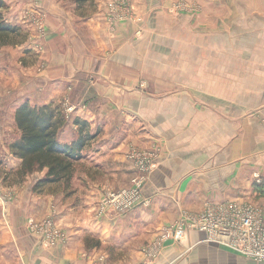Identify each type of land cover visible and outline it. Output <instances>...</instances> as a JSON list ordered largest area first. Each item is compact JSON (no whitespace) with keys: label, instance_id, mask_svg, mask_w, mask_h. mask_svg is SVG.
Masks as SVG:
<instances>
[{"label":"crops","instance_id":"0c3cea01","mask_svg":"<svg viewBox=\"0 0 264 264\" xmlns=\"http://www.w3.org/2000/svg\"><path fill=\"white\" fill-rule=\"evenodd\" d=\"M58 2L22 10L42 18L33 39L41 45L31 41L30 20L14 24L27 35L18 46L21 65L37 63L28 57L47 64L42 75L24 79L15 111L26 102L65 111L67 99L74 113L65 112L60 140L79 138L76 119L99 133L79 162L88 171L75 168L67 194L61 185L42 193L9 188L15 200H0V264H264L195 231L154 249L183 212L250 202L252 178L264 174V115H257L264 107V0H129V18L115 25L108 13L117 0H97L81 18L74 4L67 11ZM176 3L186 8L175 12ZM131 144L158 151L142 189L147 204L98 216L106 189H122L135 175L126 160ZM53 212L69 239L45 248L28 220Z\"/></svg>","mask_w":264,"mask_h":264},{"label":"built area","instance_id":"2783aa9c","mask_svg":"<svg viewBox=\"0 0 264 264\" xmlns=\"http://www.w3.org/2000/svg\"><path fill=\"white\" fill-rule=\"evenodd\" d=\"M129 0H117L108 13L113 25L129 18ZM158 152L153 151L140 163V171L149 172L156 166ZM143 179H133L134 187L130 190L107 192L99 203L98 215L110 210L120 214L147 204L142 194ZM55 212L42 221L30 220V231L45 248H54L68 241L69 236L56 221ZM206 233L208 241L224 246L229 250L264 262V209L253 202L223 201L206 203L198 213L183 212L180 219L162 229L154 249L160 248L167 241H182L189 232Z\"/></svg>","mask_w":264,"mask_h":264},{"label":"rangeland","instance_id":"374dc122","mask_svg":"<svg viewBox=\"0 0 264 264\" xmlns=\"http://www.w3.org/2000/svg\"><path fill=\"white\" fill-rule=\"evenodd\" d=\"M3 1L4 3H6L4 15L7 21L9 23L11 22L13 24H17L18 18L19 20L21 18L27 21L30 20V25L32 29V31H30V36L32 37L31 41H33L34 47L36 44L41 45L43 41L36 40L37 38L35 39L36 41H34L33 39H34L35 34L37 35L38 32L42 31V28H43L42 20H41L42 18L41 19L38 18L37 17L38 15L34 14V12L32 11H27V12L22 11L25 5L27 4L30 5L31 3L33 2L35 3L39 0H14L13 4H10L8 0H3ZM59 2H60V6L62 5L63 8H65L67 11H68L67 4L72 3L70 0H59ZM185 8H186L185 3H176L173 7L175 12L183 10ZM87 10H92V8H87L86 11ZM21 11L22 13L20 14ZM88 12H91V11H88ZM72 13L78 18L82 17L80 15V12L76 11L75 8H73ZM19 52H20V47L18 46L5 47L0 51V161H2V164L0 166V200L4 199L5 201L7 200L8 202H13L15 200L14 191L9 190L10 187L18 185L16 187L21 188L24 191H28V189L30 190V188L34 187V185L40 179H42L46 174V171H43V172L36 171L32 174L27 175L25 179H23L22 181L19 180L17 176V171L19 168L18 167L15 168V167L18 165L17 161H21V160L13 157V155L10 153L9 148H8L9 144L20 136V133L15 126L14 115H15L16 106L18 105L16 104V100L19 99L20 89H21V86L23 85L22 83L26 77H29V79H31L32 81L34 80L36 75L38 76L42 75L44 70L47 67V64L45 63L46 60H42V59L39 60V58L35 59V58L28 57L27 58L28 63H34V61L36 60L37 65L35 64L32 67L30 66V67L25 68L20 63ZM28 93L29 95H34L33 87L28 90ZM63 105L65 108L66 114L72 119V116H73L72 114L74 113L72 103L69 104V100L64 99ZM257 115L261 116L262 118V115H264V107L259 111ZM71 122L72 121H70L69 124H71ZM155 150H156L155 147H151V146L144 147L138 144L129 145L126 151V160L132 164L135 175L131 178L130 183L124 186L122 189L117 190L116 188H108L106 189L107 191L105 192V194L110 191L118 192L121 190L132 189L134 187L133 179L135 178L144 180L143 186H142V189H143L145 183L148 181V175L156 169L157 163L153 169L145 173L139 170L140 163L141 161L145 160V157H148L149 155H151V153ZM156 152L158 151L156 150ZM83 166H84L83 163H78L76 164L75 168L78 169L80 173H82L83 171H88V168L83 167ZM89 171L93 173L102 172L101 170L96 172L93 169ZM101 177L103 176L101 175ZM252 179L253 181L251 183V195H250L249 200H251L250 202L257 204L259 207L264 209V174L257 172L255 173ZM59 189L60 191H62L63 189L65 194H67V190H64L63 186H60ZM102 198L99 200L98 204L95 207V210H94L95 214H98L99 212V203L102 200ZM63 202L66 203L65 200ZM113 211H115V213L118 215H122L120 214V212L116 210H113ZM30 220L31 219L28 220V227H30ZM32 220H34L35 222H39V221H42L43 219L36 220L32 218Z\"/></svg>","mask_w":264,"mask_h":264},{"label":"trees","instance_id":"16d2710c","mask_svg":"<svg viewBox=\"0 0 264 264\" xmlns=\"http://www.w3.org/2000/svg\"><path fill=\"white\" fill-rule=\"evenodd\" d=\"M82 17L94 11L97 0H70ZM6 3L0 0V51L5 47L24 44L27 35L9 23L4 15ZM92 8V10H87ZM15 126L20 136L9 144L13 157L22 161L17 171L19 180L25 179L36 171H46L45 176L33 187L35 193H42L47 187L61 185L70 189L74 178L75 166L84 157V150L97 138L86 121L76 119L79 138L71 144L60 140V134L68 123L61 105L35 106L28 102L20 106L14 115ZM2 161H0V166ZM20 181V182H21Z\"/></svg>","mask_w":264,"mask_h":264}]
</instances>
